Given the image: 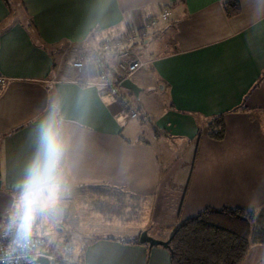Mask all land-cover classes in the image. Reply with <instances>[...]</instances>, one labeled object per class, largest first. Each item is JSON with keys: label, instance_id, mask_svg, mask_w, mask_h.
I'll return each mask as SVG.
<instances>
[{"label": "crops", "instance_id": "crops-1", "mask_svg": "<svg viewBox=\"0 0 264 264\" xmlns=\"http://www.w3.org/2000/svg\"><path fill=\"white\" fill-rule=\"evenodd\" d=\"M226 1L0 0V73L10 79L0 88V197H20L14 192L23 189L43 130L51 125L63 144L65 186L91 193L122 190L141 198L144 207L163 195L164 183L175 186L173 173L206 120L226 115V138L202 137L181 214H170L173 223L155 239L169 240L182 221L207 208H263L264 0H239L242 12L233 19L224 10ZM165 9L171 12L166 21ZM168 29L174 50L145 56L136 45L129 49L144 64L123 80L138 87L137 95L120 86L114 96L96 85L97 59L122 75L116 67L126 50L114 44L103 55L105 42L134 30L148 34L147 51L157 32ZM78 59L85 65L81 72L73 67ZM149 79L167 99L157 113ZM129 101L151 113L156 142L170 145L173 154L177 150L167 167L141 138V128L125 126L126 117L140 115ZM9 228L29 234L22 221ZM78 249L86 264H170L162 247L112 238L81 240ZM243 264H264V245H252Z\"/></svg>", "mask_w": 264, "mask_h": 264}, {"label": "trees", "instance_id": "trees-1", "mask_svg": "<svg viewBox=\"0 0 264 264\" xmlns=\"http://www.w3.org/2000/svg\"><path fill=\"white\" fill-rule=\"evenodd\" d=\"M224 10L230 19L238 17L242 12L239 0H227L224 3ZM133 33L135 35L139 32L136 33L133 30ZM128 38L129 36L105 42L101 48L103 53L102 51L101 53L104 55L106 52L105 46L125 42ZM116 70L118 71L117 67ZM106 71L111 78L114 77L112 79H116L120 84L126 78L123 75L115 74L114 70H109L107 67ZM194 117L197 119L196 115ZM226 134V115L207 119L205 129L199 130L196 140L190 144L173 173L172 179L175 186L167 190V194L171 189L177 191L182 189L183 191L180 198L170 204L172 214L179 216L181 214L192 183L202 137L207 135L214 141L221 142L226 138ZM21 192L22 190L14 193L21 195ZM93 193L103 197V199L113 200L111 204L102 201L95 209L102 213L106 222H110L113 217H116L117 220L121 219L128 223L132 221V218H138L143 213V200L125 191L98 189V191L94 190ZM140 235L141 233L134 243L129 241L123 243L142 245L139 241ZM28 236L29 234L25 232H16L10 240H23ZM170 239L169 249H167L170 254V264H243L252 245H264V207L259 210L207 208L198 216L181 223L174 229ZM41 251L48 256H53L44 246ZM52 264L80 263L52 261Z\"/></svg>", "mask_w": 264, "mask_h": 264}, {"label": "rangeland", "instance_id": "rangeland-1", "mask_svg": "<svg viewBox=\"0 0 264 264\" xmlns=\"http://www.w3.org/2000/svg\"><path fill=\"white\" fill-rule=\"evenodd\" d=\"M161 22L163 21L161 20ZM157 35L147 51L145 41L142 39L137 42L139 44L135 48L138 47L139 51H142L147 56L148 54L168 52L177 47V43L174 42V32L172 29L161 30L157 32ZM127 42L122 43L126 45ZM130 49L132 50L134 47L131 46ZM124 60L122 57L121 61ZM149 82L152 90V95L150 96L152 100H150V103L157 113L162 110L163 105H167V99L164 95H162L163 98L158 96L161 94L159 93V89L155 87V79H149ZM129 103L131 111H136L140 115L137 119L126 117L128 121H125V126H129L130 124L131 126L141 128V138L154 145L162 167H167L168 160H175L177 158V150L175 148L172 149L174 151L173 154L168 149L170 145H164L161 142L157 143L152 136V123L149 119L151 113L148 111L139 112L138 106L132 105L134 102L131 103L129 101ZM125 136L127 138L132 137L129 133H126ZM169 188H171L170 184L168 182L167 184L164 183L161 187L163 195L158 200L153 199L146 202L143 207V213L138 218H132V221L125 223L121 219L117 220L116 217H113L112 221L106 222V219L102 215L95 212L96 207L102 201L111 204L113 200L109 198L103 199V197L86 190L81 192L75 187L64 185V191L57 207L54 210L41 213L29 235L42 237L44 247L53 254L55 259H61L64 262L71 261L86 264L80 259V257L83 258L84 256V250L78 249V242L81 240L92 241L95 238H112L122 242L137 241L139 232L142 233L144 231H147L152 238L161 236L160 234L165 229V226L174 221L169 216L172 214L170 212L172 210L170 206L171 202L180 198L183 193L182 189L178 191L171 189L167 194ZM103 189L110 190L108 187H103ZM19 199L20 197L12 196L9 199L0 197V235L5 232L11 233L12 229L9 227L11 225H18L20 221L25 224V220L22 218L23 213L18 208ZM8 207L9 209H7ZM45 217H47L46 221L44 220ZM9 224L10 226H8ZM15 227L17 228L18 226Z\"/></svg>", "mask_w": 264, "mask_h": 264}, {"label": "clouds", "instance_id": "clouds-1", "mask_svg": "<svg viewBox=\"0 0 264 264\" xmlns=\"http://www.w3.org/2000/svg\"><path fill=\"white\" fill-rule=\"evenodd\" d=\"M63 150L59 133L51 125L46 126L41 149L28 168L18 204L29 233L40 214L54 210L60 202L64 191Z\"/></svg>", "mask_w": 264, "mask_h": 264}, {"label": "built area", "instance_id": "built-area-1", "mask_svg": "<svg viewBox=\"0 0 264 264\" xmlns=\"http://www.w3.org/2000/svg\"><path fill=\"white\" fill-rule=\"evenodd\" d=\"M171 16V12L169 10H163L162 12V19L164 21L168 20ZM148 37L147 33L140 35L139 33L135 35H131L128 38L127 44L123 43H116L119 48L126 49V54H124V61H121L118 65V71L126 78L132 77L139 69H141L144 64L140 61L134 59L129 53V49L137 45L140 39L145 40ZM107 48V47H106ZM105 48V50H106ZM97 69L100 72L99 82L96 85L104 88L107 92L111 95L117 96L120 90V82L116 79H112L108 72L106 71L105 64L100 60H96ZM74 69L77 71H83L85 65L81 59H78L73 64ZM10 81L9 78L3 76L0 73V88L5 87L8 82ZM135 117V115H134ZM16 231L14 230L11 233H4L0 235V264H31L34 263L38 256L44 255L41 251V248L44 246V240L40 236H33L29 235L28 237L24 238L23 240H17L10 238L15 234ZM51 261H60L64 262L61 259H55L53 256H48Z\"/></svg>", "mask_w": 264, "mask_h": 264}, {"label": "water", "instance_id": "water-1", "mask_svg": "<svg viewBox=\"0 0 264 264\" xmlns=\"http://www.w3.org/2000/svg\"><path fill=\"white\" fill-rule=\"evenodd\" d=\"M120 86L133 91L136 95L138 94V87H136L129 79L123 81ZM139 241L142 245H148L150 250L154 247H162L167 250L169 249L171 239L167 241L157 240L150 237L147 231H144L141 233ZM34 264H52V261L48 256L41 255L36 258Z\"/></svg>", "mask_w": 264, "mask_h": 264}]
</instances>
